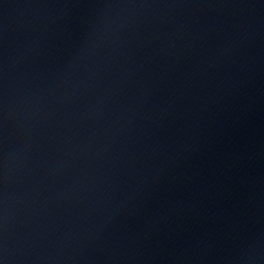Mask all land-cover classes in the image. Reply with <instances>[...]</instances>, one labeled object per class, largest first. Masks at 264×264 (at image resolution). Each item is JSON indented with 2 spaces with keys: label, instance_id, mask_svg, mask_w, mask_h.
Instances as JSON below:
<instances>
[{
  "label": "water",
  "instance_id": "95a60500",
  "mask_svg": "<svg viewBox=\"0 0 264 264\" xmlns=\"http://www.w3.org/2000/svg\"><path fill=\"white\" fill-rule=\"evenodd\" d=\"M0 264H264V0H0Z\"/></svg>",
  "mask_w": 264,
  "mask_h": 264
}]
</instances>
